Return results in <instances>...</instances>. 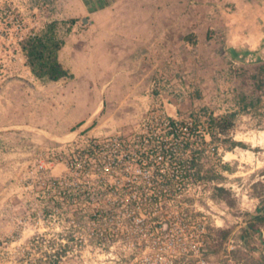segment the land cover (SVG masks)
<instances>
[{
  "label": "rangeland",
  "instance_id": "obj_1",
  "mask_svg": "<svg viewBox=\"0 0 264 264\" xmlns=\"http://www.w3.org/2000/svg\"><path fill=\"white\" fill-rule=\"evenodd\" d=\"M9 1L24 6L21 13L27 23L35 18L46 25L49 20L78 19L65 36L69 43L74 41L75 49L90 52V57L76 58L75 77L58 82L41 80L21 52H14L15 56L8 52L15 46L11 42L8 47L5 25L0 24V211L10 195L19 193V181L35 146L59 143L81 128L130 131L153 108L164 106L183 118L191 113L227 115L234 127L217 140L231 152L227 164L231 178L220 174L218 181L231 184L224 187L228 193L219 197L230 211L224 228L211 235L212 249L224 255L235 245L237 263L264 264V225L258 224L255 232L250 227L253 215L264 206V60L247 62L239 55L249 47L243 41L231 40L241 26L231 30L228 26V30L221 16L216 18L220 21L215 22L218 26L212 28L211 38L205 35L207 24L200 25L202 39L196 46L174 36L152 42L151 48L149 43L135 45L129 40L136 22L127 18L128 10L120 17V13L96 17L95 10L105 4L119 9L134 0ZM225 1L202 0L197 4L225 7ZM227 12L236 13V6ZM82 17L92 23H84ZM260 21L249 27L252 50L263 36L264 20ZM67 53L64 50L63 62ZM87 61L91 69L86 68ZM103 101L105 106L98 112ZM64 104L70 108L67 115H63ZM65 119L73 127L61 132ZM224 231H229L226 236Z\"/></svg>",
  "mask_w": 264,
  "mask_h": 264
},
{
  "label": "built area",
  "instance_id": "obj_2",
  "mask_svg": "<svg viewBox=\"0 0 264 264\" xmlns=\"http://www.w3.org/2000/svg\"><path fill=\"white\" fill-rule=\"evenodd\" d=\"M0 10L13 55L53 22L27 23L9 0ZM164 108L130 131L81 128L35 146L0 211V264H239L235 245L218 255L211 243L230 211L216 195L231 185L218 181L231 178L221 133L211 116Z\"/></svg>",
  "mask_w": 264,
  "mask_h": 264
},
{
  "label": "crops",
  "instance_id": "obj_3",
  "mask_svg": "<svg viewBox=\"0 0 264 264\" xmlns=\"http://www.w3.org/2000/svg\"><path fill=\"white\" fill-rule=\"evenodd\" d=\"M198 1L202 0H161L160 3H155L154 0H134L130 3L125 2L119 9L111 7L112 5L105 4L102 7L97 8L95 10V14L96 17L99 18L104 13L114 15L117 13L121 14L123 11L128 10L129 16L127 18L136 22L134 31L132 30L133 32L131 34L129 33L132 36L129 40L134 42L135 45L139 42L149 43V47H151L150 45H152V42L168 41L169 38L174 36H176L178 40H181V42L186 43L185 36L192 32L198 36L200 43L202 39L200 25L207 24V31L205 32V35L208 36L209 31L212 30V28L217 29L218 25H216L215 22H219L220 20L216 18L223 16L227 29L228 26L230 27V30L231 27L241 26L239 28L240 31L235 34L236 36L234 35L231 37V40L243 41L246 43L247 47L249 46L247 50H252L249 45L252 39L250 38L251 30L249 27L250 25L254 26L256 21L258 22L260 20H264V0H226L224 3L226 4L225 7H222L221 5L212 6L210 4L198 5ZM234 6H236L237 9L236 13L227 12V9H232ZM239 10H241V14L239 13ZM122 15L123 14L118 15V17ZM83 18L86 17H82V21ZM235 18L237 19L235 20ZM251 19L253 23L251 22ZM88 22L92 23V20L89 19ZM219 25H221V23H219ZM143 29L145 30V35L141 32ZM123 30L126 31L125 28ZM123 30L119 31L121 33H125ZM262 31L263 36L259 34L260 37H258V42L260 44L264 42V28ZM255 32L256 31H254V33ZM64 50L68 51L65 62L62 61ZM85 56L89 58L90 52L75 49L74 41L69 43L68 38H66V44L60 51V59L65 67L74 75L73 77H75L77 73V67H75L74 64L76 63V58ZM71 57L73 59H70ZM92 67L93 66L90 62L87 61L86 68L91 69ZM63 106L64 115L70 108H68V104H64ZM104 106L105 103L103 101V103L99 105L97 111L99 112L100 110H103ZM72 127L73 123L68 121V119H65L59 129L61 132H64Z\"/></svg>",
  "mask_w": 264,
  "mask_h": 264
},
{
  "label": "trees",
  "instance_id": "obj_4",
  "mask_svg": "<svg viewBox=\"0 0 264 264\" xmlns=\"http://www.w3.org/2000/svg\"><path fill=\"white\" fill-rule=\"evenodd\" d=\"M78 19L72 18L65 21H53L47 25L46 30L40 35L27 38L23 42V49L27 57V64L32 73L41 80L59 81L63 78L74 75L65 67L60 59V51L66 44V34L71 33L73 26ZM213 30L209 31L208 38H211ZM185 41L191 45H198V36L192 32L185 36ZM264 42L257 45L253 50L262 48ZM211 122L221 134H226L234 127V121L230 116L214 117ZM218 139V133L214 134ZM238 144L233 142V145ZM228 191L224 187H218L216 195L223 196ZM254 221L251 223L253 232L257 231L258 224L264 225V206L259 207L253 215ZM229 231H224V236Z\"/></svg>",
  "mask_w": 264,
  "mask_h": 264
},
{
  "label": "water",
  "instance_id": "obj_5",
  "mask_svg": "<svg viewBox=\"0 0 264 264\" xmlns=\"http://www.w3.org/2000/svg\"><path fill=\"white\" fill-rule=\"evenodd\" d=\"M83 21L87 23L89 19L83 18ZM238 53L239 55H242V58H244L247 62H259L264 60V45L262 48L257 50H241Z\"/></svg>",
  "mask_w": 264,
  "mask_h": 264
}]
</instances>
